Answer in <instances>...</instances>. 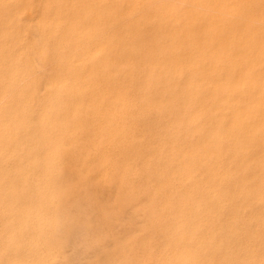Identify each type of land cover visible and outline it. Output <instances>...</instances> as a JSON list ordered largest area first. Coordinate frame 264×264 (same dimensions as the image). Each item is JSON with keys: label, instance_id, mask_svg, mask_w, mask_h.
Masks as SVG:
<instances>
[{"label": "bare ground", "instance_id": "6f19581e", "mask_svg": "<svg viewBox=\"0 0 264 264\" xmlns=\"http://www.w3.org/2000/svg\"><path fill=\"white\" fill-rule=\"evenodd\" d=\"M31 1L0 0V226L11 225L2 232V264H53L58 236L75 234L73 219L63 228L68 203L57 173L65 156L77 155V115L94 99L96 113L111 115L109 135L94 152L109 154L99 161L100 176L115 166L109 177L120 196L133 190L135 171L143 175L135 205L148 214L138 211L145 229L132 248L160 237L153 251L148 246L155 264H218L256 243L263 259L264 0ZM39 57L49 67L43 78L34 72ZM107 200H98L103 210ZM169 202L172 212L164 210Z\"/></svg>", "mask_w": 264, "mask_h": 264}, {"label": "rangeland", "instance_id": "374dc122", "mask_svg": "<svg viewBox=\"0 0 264 264\" xmlns=\"http://www.w3.org/2000/svg\"><path fill=\"white\" fill-rule=\"evenodd\" d=\"M30 1V0H29ZM36 1V0H35ZM32 5H34V1L32 0L31 2H30ZM24 16L22 15V18H23ZM45 57V56H44ZM42 59V61H41V59ZM46 58V57H45ZM45 58H43V57H39V58H37L38 60H36L35 61V69H34V72H35V74L39 77V78H43L44 76H45V74H47V72L49 73V69H47V68H49V67H47L44 63H46L45 61H46V59ZM45 59V60H44ZM40 60V61H39ZM44 61V63H43V65H41L42 63L41 62H43ZM37 63V64H36ZM40 64V65H39ZM38 66V67H37ZM43 66V67H42ZM38 68V69H37ZM40 68L41 69H43V71L42 70H40ZM45 68V69H44ZM41 72H40V71ZM46 70H47V72H46ZM45 71V72H44ZM43 75H42V74ZM41 75V76H40ZM98 105V100L97 99H94V101L90 104V108H91V110H87L88 112V114L87 113H85V112H83V111H85V110H83V111H81V114H78L77 116H78V119H79V121H80V127L77 129V131L75 132V135H76V142H77V149H76V147H74V151H73V155L74 154H77V155H75V156H73V158H71V156H65L64 158H63V160H62V166L61 167H59V169H58V173H57V175H58V180H60V182H59V188H61V190H60V192L61 191H64L63 192V196L62 197H64V203L65 202H67L66 204H67V208H66V210H64L63 211V209L61 210V208L59 209V210H61V212L62 213H64V214H61V212L60 211H58L57 212V214H61V215H67V216H69V217H67V216H65V220L64 221H66V222H63V228L64 229H67L69 226H70V224H71V226H70V228H68V229H71L72 227H73V232L75 231V234L73 233V234H70L69 236L68 235H65V236H63L62 234L61 235H59L58 237L61 239V240H58V242H57V244L61 247H59V249H58V254H57V257H56V259H55V261L54 262H52L53 264H103V263H108L110 260H111V258H112V262H113V260H117V263H120V264H125V262H126V264H131V263H137V264H147L148 262L150 263L151 261H152V264L154 263L155 264V262H154V260H152V258L154 259L155 257H154V255L153 254H151V255H147V252H148V246L150 247V249L153 251L156 247H157V245H158V243H160L161 242V238L159 237V238H156V240H152L151 241V243H149V244H147L146 246H145V248L144 249H142V250H136L135 248H132V247H134L133 246V240L136 238V236H135V234H138V236L139 235H141L142 233H140V232H143L144 231V229L145 228H143V223H142V221H141V217L139 218L138 217V214H140L139 212H141L142 214L144 213V215H142V216H145V214H148V212L146 213L145 212V210H144V208H142V211L140 210L141 209V207H139V206H136L135 204H136V202L138 201V196L140 197L141 195H142V192L140 191L139 192V190H137L138 188H140L141 187V185L143 184V175L142 174H140V172L139 171H135V173L133 174V178H132V182H133V187L135 188H132L133 190H130V191H134V193H132V192H130L129 191V193H130V195H129V193L128 194H123V195H120L121 196V198H120V196H119V194L120 193H118V192H116V188H115V190L113 191V188H114V186H115V183L112 181V179H111V177L113 176V174H115L114 172L116 171L115 170V166H113V169H111V171L109 170V171H107V173H106V175L105 176H100V170H99V161H100V164L102 163V161L103 162H105V160L107 161V157H109V154L108 155H104V156H102V157H100V158H97V156L95 155V151H96V148H97V146L98 145H100V144H103L104 143V141H106V139H107V136L109 135V130H110V128H111V119H110V114L108 113V112H100V113H96L95 111H94V109H92V108H95L96 106ZM83 112V113H82ZM103 114V115H102ZM97 116H98V118H97ZM105 116H106V118H105ZM109 116V117H108ZM102 118V119H101ZM108 119H110V120H108ZM84 123H83V122ZM106 121V122H105ZM134 121V120H133ZM82 124V125H81ZM83 124H84V126H83ZM90 125V126H89ZM87 126L90 128H87ZM84 127V128H83ZM88 129V130H86V128ZM105 128H106V131H105ZM84 129V130H83ZM86 130V131H85ZM85 131V132H84ZM83 134V135H82ZM105 137H104V136ZM80 136V137H79ZM84 136V137H83ZM96 136H97V138H96ZM104 138V139H103ZM81 139L82 140H84V142L83 141H81ZM103 139V140H102ZM79 140H80V142H79ZM82 142L84 143V144H82ZM80 143V144H79ZM97 143V144H96ZM79 144V145H78ZM79 146H80V148H79ZM86 146H88V147H86ZM90 147H91V152H90ZM95 149V150H94ZM78 150V151H77ZM82 151V152H81ZM76 152V153H75ZM80 152V153H79ZM90 152V153H89ZM89 153V154H88ZM87 154L89 155L88 156V159H87ZM76 157V158H75ZM105 157V159H103ZM69 159V160H68ZM72 159V160H71ZM101 159V160H100ZM103 159V160H102ZM77 160H79V161H77ZM86 160V161H85ZM90 160V161H89ZM81 161H83V162H81ZM84 162H85V164H84ZM92 162V163H91ZM97 162H98V164H97ZM67 163V164H66ZM95 164V165H94ZM94 167H93V166ZM92 166V167H91ZM98 166V167H97ZM64 167H66V169L64 168ZM68 167V168H67ZM75 167H79L78 169L76 168H73ZM97 167V168H96ZM62 168V170L60 171V169ZM70 168V169H69ZM72 168V169H71ZM93 168V169H92ZM96 168V169H95ZM67 169H69L68 171H67ZM74 170H77L76 172H77V174L79 173V176L75 173V171L73 172ZM96 170V171H95ZM70 171V172H69ZM72 171V172H71ZM90 171V172H89ZM94 171V172H93ZM67 172L69 173V175L67 174ZM87 172L89 173V174H87ZM139 172V173H138ZM61 173V174H60ZM72 173V174H71ZM136 173H138V175L139 176H137V174ZM75 174H76V177H78V178H76V177H74L75 176ZM82 175V176H81ZM89 175V176H88ZM108 175V176H107ZM140 175H141V178H140ZM106 176H107V178H106ZM109 176H111V177H109ZM67 177V178H66ZM68 177H69V179H68ZM59 178H61V179H59ZM63 178V179H62ZM74 178V179H73ZM94 178V179H93ZM109 178V179H108ZM88 179L90 180V183L92 184V186H90L91 184H89V182L87 183V181H88ZM107 181H106V180ZM66 180V183H64V181ZM74 180L75 181H77V182H75V184H73L74 183ZM86 180V181H85ZM91 180H93V181H91ZM109 180V181H108ZM63 181V182H62ZM67 181H69V182H67ZM70 181H72L71 183H70ZM84 181V182H83ZM98 181V182H97ZM94 182V183H93ZM60 183H64L63 185L66 187H64V186H62V184H60ZM68 183H70L69 184V186H71L70 187V189H67V186H66V184L68 185ZM79 183V184H78ZM82 183H85V186L82 184ZM87 183V184H86ZM98 183L100 184V185H98ZM110 183V184H109ZM83 186H82V185ZM89 184V185H88ZM102 184V185H101ZM106 184H108V185H106ZM88 185V186H87ZM94 185V186H93ZM104 185H105V187H104ZM69 186H68V188H69ZM78 186V187H77ZM86 186H87V188H86ZM91 187V189L90 188H88V187ZM96 186V187H95ZM107 186H109V187H107ZM113 186V188H111ZM137 186V187H136ZM62 187H64L63 189H62ZM82 187V188H81ZM83 187H84V189H83ZM95 187V188H94ZM93 188V189H92ZM98 188V189H97ZM108 190V191H106V189ZM111 188V189H110ZM79 189L81 190V189H83V191H87V189H88V191H90V192H93L94 190L95 191H97V192H95V193H93V194H95L94 195V199H95V197H96V199H95V204H94V201L92 202L91 200H93L92 199V197L90 196L91 194H90V192H84L83 193V191L81 192V191H79ZM97 189V190H96ZM105 189V191H103ZM93 190V191H92ZM137 190V191H136ZM66 191H68L67 193H66ZM72 192V193H70V192ZM75 191V192H74ZM111 191V192H110ZM106 193L105 195H104V193ZM115 192V193H114ZM79 193H81V195H82V197H81V195L79 194ZM89 193L90 195H88V198H87V194ZM96 193H98V194H96ZM108 193H111V194H108ZM114 193V196L112 195ZM60 194V193H59ZM68 194V195H67ZM75 194H77V195H75ZM84 194H85V197H83L84 196ZM92 194V195H93ZM133 194H135V197H133L134 195ZM140 194V195H139ZM110 195V196H109ZM66 196H67V199H69V200H67L66 199ZM77 196H79L78 198H76ZM89 196H90V198H89ZM98 196V197H97ZM102 196V197H101ZM109 196V197H108ZM112 196V197H111ZM118 196V197H117ZM132 197L131 199L133 200L134 198V201H132L130 198H126V197ZM69 197V198H68ZM72 197V199H70ZM73 197L74 198H76V199H73ZM117 198V199H115V198ZM124 197L126 198V199H124ZM82 198V199H81ZM84 198H87L86 200H83ZM99 198V199H98ZM101 198H102V200L103 199H105V202H106V200L108 201V203H106V204H109V206L107 205V206H105L104 207V210H103V206H104V203H102V202H99V201H102L101 200ZM78 199V200H77ZM81 200V202H80V200ZM99 201H98V200ZM111 199H113V200H111ZM124 199V200H123ZM137 199V200H136ZM71 200V201H70ZM83 200V201H82ZM117 200V201H116ZM127 200V201H126ZM69 201V202H68ZM73 201H75V202H73ZM76 201H77V204H75L76 205V207H75V205H74V203H76ZM88 202V203H85L87 206H85L84 205V203L83 202ZM91 201V202H90ZM116 201V202H115ZM128 201H130V202H128ZM61 202V203H60ZM59 203L60 204H62V201H60ZM98 202V203H97ZM125 202H127V204L125 203ZM132 202V203H131ZM71 203V204H70ZM73 203V204H72ZM103 204V206H102V208L100 207L102 204ZM111 203V204H110ZM131 203V204H130ZM90 204H92L91 206H90ZM105 204V205H106ZM124 204V205H123ZM173 205L171 202H169V204H167L166 206H165V208H164V210H168V211H173L174 210V208H173V206H171V205ZM70 205H71V207L72 206H74V207H70ZM89 205V206H88ZM95 205L97 206L95 209H97V211L94 209V207H95ZM133 208V206L132 205H134V207L135 208H131L130 206ZM82 206V207H81ZM83 206H84V208H83ZM110 206H114V209H115V207L117 206V208L114 210V209H112V210H114V212L111 210V212H112V214H111V217L110 218H108L107 219V216L108 215H105V217L106 218H104V211H105V209L108 207L109 209H110ZM127 206V207H126ZM128 207H130L131 209H129V211L130 212H127L128 211ZM72 209V210H70V212L71 211H73L72 213H69V210H68V212H66L65 213V211H67V209ZM89 208V209H88ZM94 210V212L91 210ZM98 208H99V210H100V208H101V210H100V212H99V210H98ZM120 208V209H119ZM124 208V209H123ZM138 208V209H137ZM118 209H119V211H118ZM127 209V210H126ZM87 210V211H86ZM103 210V213L101 212ZM121 210H123V211H121ZM144 210V211H143ZM86 211V212H85ZM110 211V210H109ZM121 211V212H120ZM124 211H125V213H124ZM139 211V212H138ZM146 211H148V210H146ZM115 212H117V213H115ZM88 213L90 214L91 213V217L94 219H92V218H90V216H88ZM95 213H96V216H95ZM97 213L98 214H100V216L99 215H97ZM114 213L115 214H117L115 217H114ZM134 213V214H133ZM58 215L59 217H61V215ZM71 214V215H70ZM72 214H74V215H72ZM77 214H79L80 216H78ZM86 214V215H85ZM119 214V215H118ZM124 214H126V215H124ZM129 214V215H128ZM135 214H137L136 216H135ZM102 215V216H101ZM124 218H122L121 216ZM73 218H72V217ZM112 216H113V219H111L112 218ZM125 216H127V217H125ZM131 216H134L133 218L131 217ZM97 217V218H96ZM100 219H99V218ZM102 217L104 218V221H102L103 219H102ZM109 217V216H108ZM117 217V218H116ZM118 217H120L121 218V220L118 218ZM135 217H137V218H135ZM67 218V219H66ZM69 218H70V220H69ZM75 218L77 219L78 218V221H76L75 220ZM84 218V219H83ZM85 218H86V220H85ZM90 218V219H89ZM116 218V219H115ZM63 219V218H62ZM73 219V220H72ZM81 221H80V220ZM92 219V221H90ZM96 219H98V222H96ZM102 219V220H101ZM105 219L106 220H108L109 222V225L110 224H113V222L112 221H116V223H117V225H115V222H114V228H108V230L110 231H108V230H104L106 227H108L109 225H108V223L106 222L105 223ZM135 221H134V220ZM139 219V220H138ZM72 220V222L71 223H69V225H68V221L70 222ZM75 220V221H74ZM102 222H101V221ZM111 220V221H110ZM120 221L119 222V224H118V221ZM123 220H125V221H123ZM96 222V226H94V224H95V222ZM133 221H134V223H133ZM74 222V223H73ZM77 223V225H76V223ZM82 222H83V224H82ZM90 222H92V223H90ZM78 223H80V224H78ZM94 223V224H93ZM98 223V224H97ZM100 223H102V224H104V228L103 227H101V225H100ZM122 223H124L125 225H123ZM127 223V224H126ZM67 225V228L65 227L66 225ZM74 224V225H73ZM85 224H87L86 226H85ZM90 224V225H89ZM92 224H93V226H92ZM122 224V226H119V225H121ZM131 224V225H130ZM143 224V225H142ZM8 226V228L11 226L10 224H7ZM79 225V226H78ZM80 225H81V227H80ZM98 225H100V227H98ZM108 225V226H107ZM137 225V226H136ZM142 225V226H141ZM6 225H4V226H0V234L3 232L4 233V231L7 229V227H5ZM61 226H62V224H61ZM86 228H85V227ZM88 226H91V227H88ZM119 227V228H121V230L119 229V228H117V227ZM129 226V227H128ZM142 228H141V227ZM1 227H2V229H1ZM79 227L80 228H82V229H79ZM92 227L94 228V230L92 229ZM125 227V228H124ZM144 227H145V225H144ZM78 229V230H74V229ZM88 228H90V229H88ZM102 228V229H101ZM135 228V229H134ZM139 230H138V229ZM5 229V230H4ZM101 229V230H100ZM107 229V228H106ZM112 229V230H111ZM113 229H114V231H113ZM122 229H124V231L123 232H121L122 231ZM137 229V230H136ZM80 230H82V231H80ZM88 230V231H87ZM95 230H96V234H93V233H95ZM103 230H104V232H103ZM115 230H118V231H115ZM80 231V232H79ZM93 231V232H92ZM105 231H107V233L105 232ZM130 231V233L128 234V232ZM133 231V232H132ZM87 232H89V233H86ZM98 232L102 235V236H100V234H98ZM114 232V233H113ZM116 232H118V233H116ZM132 232V233H131ZM3 233H2V235H1V237H0V240H1V242H0V246H1V244H2V239H4V237H3ZM84 233V234H83ZM90 233H92L93 235H95V236H93L92 234L90 235ZM110 233H111V235H110ZM121 233V234H120ZM123 233H125V234H123ZM78 234V235H77ZM114 234V236L112 237V235ZM123 234V235H122ZM72 235V239L70 238V236ZM80 235V236H79ZM86 235H88V237H89V239H93L92 241H89V239H88V237L86 236ZM99 235V236H98ZM106 235V237H104ZM61 236L64 238H61ZM73 236H79L78 238H74ZM83 236V237H82ZM92 236V237H91ZM108 236H109V238H108ZM123 236V238H121ZM128 236V237H127ZM135 236V237H134ZM68 237V238H67ZM81 237V238H80ZM85 237V238H84ZM117 237V238H116ZM68 239V240H66V239ZM70 238V239H69ZM86 240V242L84 241V239ZM87 238V239H86ZM98 238V239H97ZM100 238V239H99ZM103 239V241H102V239ZM113 238H115V239H113ZM120 238H121V240H120ZM127 238L129 239V240H127ZM81 239V240H80ZM83 239V240H82ZM96 239H97V241L98 242H95L96 241ZM110 240V241H108V240ZM120 241H122V242H120ZM127 240V241H125V240ZM132 239V240H131ZM63 240V241H62ZM100 240H101V242H100ZM107 242H109V243H107ZM112 240V241H111ZM114 240H115V243H113L114 242ZM124 240V241H123ZM64 241L66 242V243H64ZM70 241H73L72 243H74V244H71L70 243ZM76 241V242H75ZM79 241V242H78ZM80 241H82L81 243H80ZM118 241V242H117ZM129 241V242H128ZM86 244H85V243ZM93 242V243H92ZM120 242V244L118 245L117 243H119ZM124 242V243H123ZM127 242V243H126ZM62 243H63V245H64V247H63V245H62ZM87 243H90L89 245H87ZM100 243V244H99ZM102 243H104V245L102 246ZM107 243V244H106ZM123 243V244H122ZM261 244H264V241L263 242H260ZM61 244V245H60ZM68 244V245H67ZM78 244V246H76ZM95 244V245H94ZM98 244V247L100 246L101 247V249L102 250H99L100 249V247L98 248L96 245ZM106 244V245H105ZM112 244V245H111ZM116 244V245H115ZM71 245H72V247H71ZM75 245V246H74ZM114 245V246H113ZM82 246V247H81ZM86 248V250L84 249V247ZM87 246H89V247H87ZM93 246V248H95V247H97V248H95V249H98V250H95V249H93V248H91ZM106 247V248H103V247ZM108 246H110V248L111 247H113V248H111V250H110V248L108 247ZM118 246V247H117ZM251 246H253V248L251 249L252 250V252L251 253H247V254H245L244 252H243V248H242V246L241 247H239L238 248V250L237 251H235V252H228V254H229V256H228V254L226 255V256H224V261H223V259H221V262H218V264H231V261L233 262L232 264H234L235 262V264H243V262L241 261V258H243L244 260L246 259V263L244 262V264H264V255H262V257H263V259H261V256H260V254H262L261 253V249L259 248V251H257L258 250V247L256 246V243H253ZM62 247H63V251L62 250H60V249H62ZM116 247H117V249H116ZM256 247H257V249H256ZM87 248H89V250L87 249ZM121 248V249H120ZM129 248V249H128ZM132 249V251H131V249ZM71 249V250H70ZM78 249V250H77ZM80 249V250H79ZM93 250V251H91V250ZM105 249V250H104ZM113 249L115 250V251H113ZM82 250H84L83 252L84 253H82ZM109 250V251H108ZM117 250V251H116ZM127 250H128V252H127ZM62 251V252H61ZM76 251H77V253H76ZM90 251L92 252V253H90ZM97 251V252H96ZM101 253H100V252ZM110 251L112 252V253H110ZM131 251V252H130ZM62 254H61V253ZM64 252V253H63ZM87 252V253H86ZM100 253V255H99V253ZM119 252V253H118ZM133 252V253H132ZM240 252H242V253H240ZM247 252H249V250L247 251ZM107 253V254H106ZM128 253V254H127ZM239 253V254H238ZM68 254V255H67ZM78 254H80V255H82V254H84V255H82V257L80 258V255H78ZM86 254H89L88 255V258H86L87 257V255ZM96 254V255H95ZM103 254V255H102ZM129 254H130V256H129ZM237 254V255H236ZM250 254V255H249ZM257 254V255H256ZM60 255H61V257H60ZM77 255V256H76ZM99 255V256H98ZM105 255V257H103ZM112 255V256H111ZM115 255H117V257H119V258H117ZM120 255H124V256H126L127 255V259H126V257H121L120 258ZM239 255V256H238ZM244 255V256H243ZM246 255V256H245ZM84 256V257H83ZM96 256V257H95ZM102 257V259L101 258H99V257ZM111 256V257H110ZM133 256V257H132ZM135 256V257H134ZM251 256V257H250ZM254 256H256V257H254ZM0 261H2L0 264H2L4 261L2 260V256H1V254H0ZM75 257V258H74ZM93 257H94V259H96V260H91V259H93ZM98 257V258H97ZM152 257V258H151ZM245 257V258H244ZM78 258H79V260H78ZM103 258H105V259H103ZM107 258H109V259H107ZM115 258V259H114ZM125 258V259H124ZM248 258V259H247ZM251 258H253V260H254V262L252 261V259ZM255 258V259H254ZM82 259V260H81ZM90 259V260H89ZM100 259H101V261H100ZM121 259V260H120ZM129 259V260H128ZM133 259V260H132ZM150 259V260H149ZM235 259H237V260H235ZM242 259V260H243ZM87 262H85V261ZM88 260V261H87ZM98 260H99V262H98ZM106 261V262H103V261ZM135 260V261H134ZM138 262H137V261ZM144 260L146 261V262H144ZM227 260V261H226ZM229 260V261H228ZM239 260V261H238ZM250 260V262H248V261ZM64 261H66V262H64ZM79 261H81V262H79ZM84 261V262H83ZM90 261H92V262H90ZM97 261V262H96ZM119 261V262H118ZM130 261H132V262H130ZM134 261V262H133ZM88 262H90V263H88ZM103 262V263H102ZM129 262V263H128ZM209 262H213V264H215L216 263V261L215 260H209ZM224 262V263H223ZM239 262H242V263H239ZM148 263V264H149ZM151 264V263H150Z\"/></svg>", "mask_w": 264, "mask_h": 264}]
</instances>
